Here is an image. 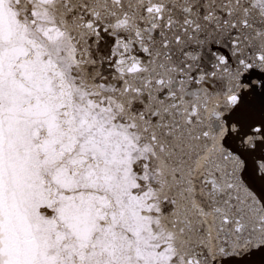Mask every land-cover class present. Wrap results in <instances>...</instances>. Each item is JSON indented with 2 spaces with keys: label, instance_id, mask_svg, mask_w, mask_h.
Listing matches in <instances>:
<instances>
[{
  "label": "snow or ice",
  "instance_id": "6c2138e0",
  "mask_svg": "<svg viewBox=\"0 0 264 264\" xmlns=\"http://www.w3.org/2000/svg\"><path fill=\"white\" fill-rule=\"evenodd\" d=\"M0 264H264V0H0Z\"/></svg>",
  "mask_w": 264,
  "mask_h": 264
}]
</instances>
